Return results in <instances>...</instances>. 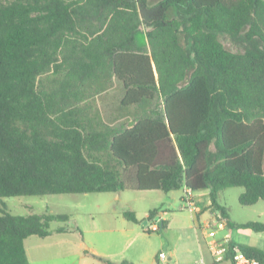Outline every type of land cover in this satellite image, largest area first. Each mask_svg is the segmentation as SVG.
<instances>
[{"label": "trees", "instance_id": "16d2710c", "mask_svg": "<svg viewBox=\"0 0 264 264\" xmlns=\"http://www.w3.org/2000/svg\"><path fill=\"white\" fill-rule=\"evenodd\" d=\"M237 187L264 201V0H0V200L209 190L229 220L219 195ZM69 219L0 210V264H30L25 241Z\"/></svg>", "mask_w": 264, "mask_h": 264}, {"label": "rangeland", "instance_id": "374dc122", "mask_svg": "<svg viewBox=\"0 0 264 264\" xmlns=\"http://www.w3.org/2000/svg\"><path fill=\"white\" fill-rule=\"evenodd\" d=\"M159 1L150 0V3L155 4ZM221 41L226 48L233 52L241 53L244 50L241 44H235L225 36H221ZM122 96V84L115 81L113 89L105 94L104 101L100 103L105 116L112 113L118 115ZM243 192V188L237 187L226 189L220 193L219 203L228 209L230 219L226 220V224L221 219H215L212 226L207 229L204 226L195 228L188 211L180 213V203L176 202H179L178 196L181 191L169 192L168 194L164 192L125 191L120 193L121 200L119 201H115L114 198L117 195L114 193L13 197L0 200V210L21 216L32 214L67 215L70 218L69 221L54 222L50 229L55 230L59 227L80 228L83 231V238L90 241L108 238L109 236L118 237V233L108 234L104 232L109 227L115 228V225L120 228L119 220L115 218L116 214L114 218L111 215L112 221L109 224L108 215L104 213L106 210L124 208L125 211H132L131 206H129L132 205L137 209L139 215L143 216L148 207L152 208L153 205H157L154 207H157L161 216L167 220L168 231L163 229L160 231L151 230L152 232L146 236L136 238L128 248H126L127 244L125 245L126 240L124 241L119 236L120 238H117L115 242L110 241V248L107 251L110 253L117 251L122 255L124 249L125 255H131L143 247L144 250L155 256L159 257V254L163 252L168 258L172 257L171 264H214L210 246L215 242L232 239L240 245L264 250V233L235 227V224L248 222L264 223V201H259L255 205L244 206L239 200ZM172 196H176V202L171 199ZM163 197L166 198V204L161 205L159 200ZM125 202H130V204L126 205ZM165 211H168L169 214L164 215ZM92 230L99 231L95 233ZM78 234L80 235V233ZM54 243L53 240L47 241L37 236L28 238L25 241V247L30 263L71 264L73 259L61 260L54 257L59 252V247ZM103 247L107 248L104 245ZM143 264H149V257Z\"/></svg>", "mask_w": 264, "mask_h": 264}, {"label": "crops", "instance_id": "0c3cea01", "mask_svg": "<svg viewBox=\"0 0 264 264\" xmlns=\"http://www.w3.org/2000/svg\"><path fill=\"white\" fill-rule=\"evenodd\" d=\"M181 191V194H179V202H176L177 198L176 196H172L171 199H173L176 203H180V213H183L185 211H188L191 214V218L193 221V225L195 228H202L204 226L205 229L210 228L214 222L215 219L222 220L223 223L226 224V220H224L221 215L213 211L212 201L210 198V191H201V192H194L193 200L195 208L193 210H189L185 207L183 198L186 193V189L178 190ZM157 193H160L161 191H156ZM176 192V191H172ZM149 193V192H148ZM154 193V192H151ZM165 193V192H164ZM116 194L115 201L121 200L120 193H114ZM168 194V193H167ZM159 199V198H158ZM166 198L163 197L160 198L159 204L164 205L166 204ZM176 199V200H175ZM173 201V202H174ZM126 205H129L130 202H125ZM221 205V204H220ZM130 208L132 209L131 212H134L136 214V217L138 219V223L130 222L126 219L124 216V213L126 209L122 208L121 210L116 209H108L106 210V215H108V222L111 224L112 216L119 220L120 228L117 227L118 225H115V228L105 229L104 232L108 234H116L118 233V237H106L99 240H90L87 241V239L83 238V236L78 234L79 232L75 229L67 228L69 231L67 233H55L44 240H53L55 241V245L59 247V252L54 255L55 258L66 260V259H73L71 264H105L101 261L95 259L92 257L89 253L94 254L95 256L102 257L105 259L110 260L114 264H120L124 261L129 262L131 264H143L147 257H149V264H160L159 257L155 256L154 254H151L149 251H146L142 248L140 250L136 251L135 253H132L131 255H125L124 251L122 250L123 254L121 255L120 252H109L107 249L110 248V241L112 240V243L119 239L120 237L125 241L126 240V248H128L132 242L139 237L146 236L148 233L147 231L151 230L150 228L152 226L158 227L160 231V226L162 225V222H166L167 226L163 230L168 231V222L167 220L161 216L160 212L158 211L157 205H153V209L151 207H148L145 210V213H143V216H140L137 209L133 207L132 205ZM222 206V205H221ZM155 210L156 216L154 218H149L150 211ZM191 211V212H190ZM168 211L164 212V215H168ZM112 215V216H111ZM144 220H147L146 222H143ZM60 228V227H59ZM58 229V228H57ZM80 229V228H79ZM99 230H92V232H98ZM207 233V231H205ZM72 236H74L72 238ZM120 236V237H119ZM231 243L238 244L237 242L233 241L232 239H229ZM89 245H88V244ZM100 244V245H99ZM102 244V245H101ZM88 245V246H87ZM103 245L107 248L105 249ZM102 246V247H101ZM87 247V248H86ZM61 249V251H60ZM89 252V253H87ZM120 256V257H119ZM29 257V256H28ZM119 257V258H117ZM172 257H169L170 263L172 261ZM30 261V260H29ZM31 264V263H30Z\"/></svg>", "mask_w": 264, "mask_h": 264}, {"label": "built area", "instance_id": "2783aa9c", "mask_svg": "<svg viewBox=\"0 0 264 264\" xmlns=\"http://www.w3.org/2000/svg\"><path fill=\"white\" fill-rule=\"evenodd\" d=\"M192 194L193 192L186 190L183 198L185 207L189 210L195 208ZM150 229L157 231L158 227L152 226ZM210 252L214 264H262L260 260L246 255L239 245L231 243L228 240L213 243L210 246ZM159 261L160 264H171L167 255L163 252L159 254Z\"/></svg>", "mask_w": 264, "mask_h": 264}, {"label": "water", "instance_id": "95a60500", "mask_svg": "<svg viewBox=\"0 0 264 264\" xmlns=\"http://www.w3.org/2000/svg\"><path fill=\"white\" fill-rule=\"evenodd\" d=\"M133 124H134V123H133V122H131L129 126H130V127H132V126H133Z\"/></svg>", "mask_w": 264, "mask_h": 264}]
</instances>
